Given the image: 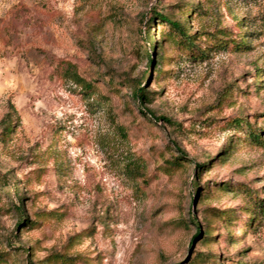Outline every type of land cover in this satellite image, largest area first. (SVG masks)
I'll return each mask as SVG.
<instances>
[{
    "label": "rangeland",
    "instance_id": "374dc122",
    "mask_svg": "<svg viewBox=\"0 0 264 264\" xmlns=\"http://www.w3.org/2000/svg\"><path fill=\"white\" fill-rule=\"evenodd\" d=\"M0 264H264V0H0Z\"/></svg>",
    "mask_w": 264,
    "mask_h": 264
},
{
    "label": "trees",
    "instance_id": "16d2710c",
    "mask_svg": "<svg viewBox=\"0 0 264 264\" xmlns=\"http://www.w3.org/2000/svg\"><path fill=\"white\" fill-rule=\"evenodd\" d=\"M162 22H164L165 24H167L172 31L176 32L178 35H180L181 37H183L184 41L191 45V35H189L186 32L185 27L178 21L172 20L168 17L165 16H161L160 17ZM72 79L79 85H84L86 88L90 87L91 85L88 83H82V79L80 77H78L76 74L73 73L72 75ZM133 97L135 98V100L137 101V103L139 104V106L144 109V102H148V92H146L145 90H143V88L136 86L134 88L133 91ZM146 114H148L152 119L156 120L153 115L147 111V110H143ZM159 119H163V117H160ZM163 120H165L166 122H170L168 119L164 118ZM255 138H258L257 136H255ZM258 140V139H257ZM201 166H198V168H200Z\"/></svg>",
    "mask_w": 264,
    "mask_h": 264
}]
</instances>
